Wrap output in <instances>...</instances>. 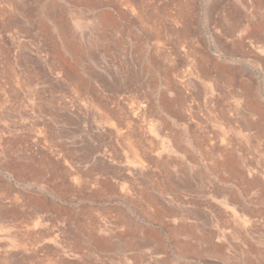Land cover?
<instances>
[{"label":"rangeland","instance_id":"rangeland-1","mask_svg":"<svg viewBox=\"0 0 264 264\" xmlns=\"http://www.w3.org/2000/svg\"><path fill=\"white\" fill-rule=\"evenodd\" d=\"M0 264H264V0H0Z\"/></svg>","mask_w":264,"mask_h":264},{"label":"crops","instance_id":"crops-1","mask_svg":"<svg viewBox=\"0 0 264 264\" xmlns=\"http://www.w3.org/2000/svg\"><path fill=\"white\" fill-rule=\"evenodd\" d=\"M131 85H134L135 82H131ZM164 125H161V129L159 130H168L166 127H164L162 129ZM116 194L120 195V196H124V191L122 189H116ZM126 196L128 198H126L124 200V204H120V206L118 207V209L122 210L123 212L128 211H138V209H140L141 207H143V209L145 211H149V212H157L158 210L160 211L163 207L164 204L163 203H155L157 202H163L167 196H182L183 200L182 203L181 202H176L175 199L173 198V203L171 204L172 206V210H174L175 206L177 205V209L181 210L183 212L186 213H192V214H188V216H191V219H189L190 224H189V228L190 231H188L187 233L182 234V236H185V238H187L188 242L190 243H194V244H198L203 242V239L205 237V233H206V211H207V207H206V203H205V198H206V194H205V190L203 189H192L190 187L187 188H179L173 191V193H167L164 192L162 190H157L154 189L152 190V195L155 198V201H150L149 199H146L143 197V190L142 189H136V188H131V189H127L126 190ZM192 199V200H189ZM191 201V202H190ZM140 206V208L138 207ZM183 217V216H182ZM109 218L111 220H115V218H117V215L114 216H109ZM183 222V221H180ZM211 227V225H210ZM216 225H213V228H215ZM117 233H112L111 235H107L109 236V238H111L110 240L113 242H116L118 244H123L125 243V239L127 236H131L133 237V240H138V242H141L143 239H141V235H130L127 234L124 231V227L123 226H117ZM136 237H138V239H136ZM157 257V256H156ZM155 257V258H156ZM154 257H150V259H153Z\"/></svg>","mask_w":264,"mask_h":264}]
</instances>
